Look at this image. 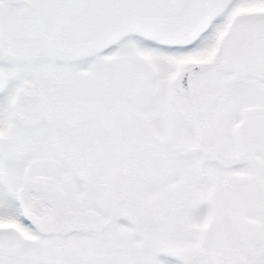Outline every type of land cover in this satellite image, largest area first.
Returning a JSON list of instances; mask_svg holds the SVG:
<instances>
[{"label": "snow or ice", "instance_id": "snow-or-ice-1", "mask_svg": "<svg viewBox=\"0 0 264 264\" xmlns=\"http://www.w3.org/2000/svg\"><path fill=\"white\" fill-rule=\"evenodd\" d=\"M0 264H264V0H0Z\"/></svg>", "mask_w": 264, "mask_h": 264}]
</instances>
